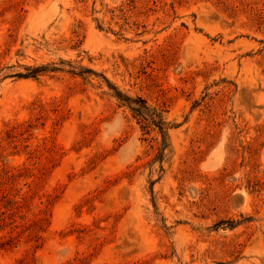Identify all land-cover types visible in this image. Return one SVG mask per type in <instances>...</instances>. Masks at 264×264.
Masks as SVG:
<instances>
[{"label":"rangeland","instance_id":"obj_1","mask_svg":"<svg viewBox=\"0 0 264 264\" xmlns=\"http://www.w3.org/2000/svg\"><path fill=\"white\" fill-rule=\"evenodd\" d=\"M0 264H264V0H0Z\"/></svg>","mask_w":264,"mask_h":264}]
</instances>
